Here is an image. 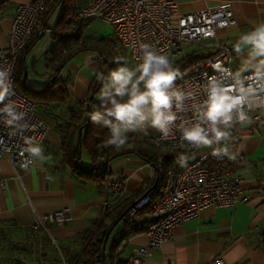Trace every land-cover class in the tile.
I'll return each instance as SVG.
<instances>
[{
    "label": "crops",
    "instance_id": "1",
    "mask_svg": "<svg viewBox=\"0 0 264 264\" xmlns=\"http://www.w3.org/2000/svg\"><path fill=\"white\" fill-rule=\"evenodd\" d=\"M24 1L28 0H4V9L0 14V47L8 44L9 25L17 5ZM83 1L81 6L89 0ZM176 1L182 11L212 8L223 1L230 3L236 22L219 29L217 34L220 38L227 37L230 40L233 68H239L244 62L247 49L244 55L238 56L232 45L241 33L251 31L255 25L264 22V0ZM53 24L49 26L47 21L48 26L42 32L43 35L50 32ZM82 33L93 38H102L106 46L116 45L117 37L113 26L102 20L92 19L85 25ZM40 43L41 38L26 57L28 80L35 89H40L45 81L43 56L48 48L44 50L43 56H34ZM209 52L210 48L200 55ZM180 55H184V52L176 57ZM102 66V56L96 50H85L76 54L59 74L67 82V101L64 104L37 106V111L42 110L41 117L48 125L41 147L44 149V156H51L50 160H35L29 169L16 173L10 162L0 157V220L32 226L37 216L68 207L69 218L61 223H49L48 234L56 244L77 240L80 246L93 226L103 218L106 210L102 205L103 199L108 197L113 208L125 199L134 197L136 192L139 194L132 198L133 201L146 192L153 167L134 155L135 152L119 154L104 165L108 172L106 180L125 178L124 188L115 197L107 194L105 181L99 185L83 182L75 178L60 161L63 127L72 110L88 97L93 78ZM261 113L264 115V109ZM242 127V133L236 140L225 141L220 146H227L229 152L235 156V159L227 156L232 163V175L241 178L243 193L249 197L233 206L205 207L197 217L183 221L174 228L170 239L152 249L145 259L147 264H209L217 256H222L228 264H264V186L258 181L259 178H264V123L253 121ZM155 132L145 122L144 128L129 132L128 137L146 138L152 142L151 137ZM125 147H131V143L127 142ZM86 154L88 160L82 163L91 165L92 160L87 152ZM117 234L125 240L124 251L129 249L128 254L133 247L142 246L148 240L145 233L134 231L129 226L120 227L115 235ZM0 264L17 263L2 259Z\"/></svg>",
    "mask_w": 264,
    "mask_h": 264
},
{
    "label": "built area",
    "instance_id": "2",
    "mask_svg": "<svg viewBox=\"0 0 264 264\" xmlns=\"http://www.w3.org/2000/svg\"><path fill=\"white\" fill-rule=\"evenodd\" d=\"M46 5L47 0L19 3L9 25L8 44L0 47V67L11 69L14 95L10 99L17 103L18 111L27 113L25 121L21 123L29 125L28 129L18 130L15 135H11V129L0 121V157L7 159L16 173L29 169L35 161L30 153L24 151L28 147L24 138H30L41 146L48 129L47 123L37 113L36 104L25 96L14 77L16 58L25 42L33 31L42 33L46 30L43 22ZM77 15L112 25L117 41L129 50L137 64L141 62V43L169 53L172 61L183 52L184 44H200L210 48L208 54L200 55L182 68L183 79L176 81L178 87L193 94V99L185 101L189 108L194 101L200 102L205 98L203 85L209 77L216 75L213 64L221 61L234 71L231 42L227 37L220 38L217 34L219 29L236 22L228 1L212 8L182 11L176 0H89L78 8ZM250 74L251 71L244 73L245 76ZM224 78L221 75V79ZM262 110L250 112L253 121L264 123ZM181 115L191 118L193 113L189 110ZM180 122L178 120L176 123ZM242 129L240 125L235 126L230 141L236 140ZM151 140L160 151H196V155L180 169L165 167L160 156L146 161L153 167L146 192L136 198L135 203L133 201L124 216L130 229L147 235L146 244L133 247L130 254L123 256L125 240L117 234L112 241L114 249L104 252L103 257L96 258L94 264H120V261L123 264H147L145 259L152 249L170 239L174 228L183 221L197 217L205 207L233 206L249 197L243 193L241 178L232 175V163L227 156L218 159L211 155V148H179V132L176 129L167 140L161 139L158 131ZM258 181L264 186V178ZM104 183L107 194L115 197L124 188L125 178L107 179ZM102 205L105 209L111 208L112 201L107 197L103 199ZM68 213V207L47 212L37 216L32 226L44 228L48 233L47 225L65 221L69 218ZM209 264L228 263L222 256H217Z\"/></svg>",
    "mask_w": 264,
    "mask_h": 264
},
{
    "label": "clouds",
    "instance_id": "3",
    "mask_svg": "<svg viewBox=\"0 0 264 264\" xmlns=\"http://www.w3.org/2000/svg\"><path fill=\"white\" fill-rule=\"evenodd\" d=\"M232 48L238 56L247 49L244 62L234 71L221 61L213 64L216 75L203 85L205 98L194 101L190 108L185 101L193 99V94L177 86L176 81L183 79L184 74L173 66L169 53L141 43V62L135 67L130 68L124 58L117 57V67L107 76L97 74L103 83L99 98L104 111L89 113L92 121L110 131L104 146L123 148L129 140L128 133L144 128L147 122L163 140L173 136L176 129L181 149L211 148V155L218 159L223 156L235 159L227 146L220 147L221 142L231 139L235 126L253 123L251 111L264 109V22L241 33ZM249 70L251 74L245 76L244 72ZM221 75L225 77L223 80ZM12 95L11 69L0 67V105H3L0 121L15 135L29 125L21 123L27 113L18 111L17 103L10 99ZM189 110L193 113L191 118L181 115ZM24 142L28 146L24 151L34 160L51 159L50 155L44 156V149L32 139L25 137ZM187 159L180 155L177 162L183 167Z\"/></svg>",
    "mask_w": 264,
    "mask_h": 264
},
{
    "label": "trees",
    "instance_id": "4",
    "mask_svg": "<svg viewBox=\"0 0 264 264\" xmlns=\"http://www.w3.org/2000/svg\"><path fill=\"white\" fill-rule=\"evenodd\" d=\"M3 3L4 0H0V14L4 9ZM81 4L80 0H47L43 21L45 27L48 26L47 19L55 8L60 7V10L53 27L50 28L51 43L43 56L45 81L40 89H35L30 85L28 71L26 76L24 71L26 57L29 51L39 42L43 33L36 30L32 32L19 51L14 66L15 82L25 96L36 104L37 110V106L41 104H64L67 101L69 96L67 82L60 78L59 74L73 56L85 50H96L102 56L103 66L93 78L88 97L79 102L77 107L72 110L69 120L63 127L60 146L61 163L68 167L75 178L98 185L106 181L108 172L104 165L107 164L108 160L126 152H135L148 161L155 160L160 156L165 167L182 168L181 165L176 164L177 159L180 155H186L190 152L160 151L146 138H130L128 142L131 143V147L129 148L124 146L121 149H116L112 146H104V142L109 138L110 131L108 128L92 121L89 113L95 110L101 113L104 111L99 98L103 83L97 79V74L103 73L107 76L108 72L115 68V61H110L109 57L113 53L116 54L115 46L121 45L116 41L115 46L110 44L106 46L107 44L104 43L102 38L83 35V28L92 19L77 15V10ZM116 56L118 57L117 54ZM199 56L200 54H195L193 51L180 55L173 59V66L181 70ZM41 112L42 110L37 111L40 116ZM147 144H152L157 149L152 157H149V153L144 147ZM83 150L89 154L92 160L91 165L81 162V152ZM190 161L191 159H187L186 164ZM138 194L139 192H136L134 197ZM134 197L127 198L113 208L106 209L103 218L93 226L80 246L77 240H67L56 244L47 231L41 227L21 226L12 221L0 220V260L10 259L17 264L29 262L36 264H94L101 252L107 230L133 203L132 198ZM124 216L122 219H124ZM123 226L128 227L125 219ZM113 249L114 244L111 245L110 250ZM120 264H123V262L120 261Z\"/></svg>",
    "mask_w": 264,
    "mask_h": 264
},
{
    "label": "rangeland",
    "instance_id": "5",
    "mask_svg": "<svg viewBox=\"0 0 264 264\" xmlns=\"http://www.w3.org/2000/svg\"><path fill=\"white\" fill-rule=\"evenodd\" d=\"M81 2H84L83 0H80ZM60 10V7L55 8V10L49 15L47 21H48V25H52L54 23V21L56 20L57 16H58V12ZM50 32H45V34L41 37V43L38 44V48L37 50H35L34 52V56L35 58L39 57L40 55L43 56V52L44 50H46V48H48L47 46L50 43ZM183 52L184 54L186 53H190V52H194L195 54H203L206 53L207 51H209L208 47L202 46L200 44H184L183 46ZM116 54L118 55V57H122L124 58V60H126L128 62V66L131 67H135L137 65L136 61H134L132 59V57L130 56L129 50L124 47V46H117L116 47ZM116 54H111L110 61L114 60L115 61V67H117V63H116ZM41 58V57H40ZM123 61H121V65H122ZM225 141L221 142V145L224 144ZM145 149H147V152L149 153V157H152L155 153V151L157 150L154 145L152 144H147L146 146L144 145ZM134 155H136L138 158H141L143 160H145L144 158H142L139 154L137 153H133ZM196 155V151L194 152H190L187 153L185 156L188 157V159H192L194 156ZM83 158H82V162H86V160H88L87 158V154L86 151H83L82 154ZM147 161V160H145ZM178 165H180L178 162L176 163ZM124 223V219H121L120 222L118 223V225L116 226V228L111 232V234L108 237V240L106 242V246H105V253H108L111 249V245H112V241H113V237L115 235V233L118 231V229H120L121 226H123ZM126 248V247H125ZM129 252V249H127L126 251H124V253L122 254L123 256L127 255Z\"/></svg>",
    "mask_w": 264,
    "mask_h": 264
},
{
    "label": "water",
    "instance_id": "6",
    "mask_svg": "<svg viewBox=\"0 0 264 264\" xmlns=\"http://www.w3.org/2000/svg\"><path fill=\"white\" fill-rule=\"evenodd\" d=\"M26 74H27V69L25 68L24 75H26ZM134 203H135V201H134ZM126 211H127V209H125V211L122 213V215H120V217H118V218L114 221L113 225H111V226L109 227V229L107 230V232H106V234H105V237H104V239H103V243H102V247H101V252H100V254H99L98 257H100V258L103 257V255H104V251H105V245H106V242H107V240H108V237H109V235H110V233H111L113 227L116 225V223H118V222L122 219V217L124 216V214L126 213ZM98 257H97V258H98Z\"/></svg>",
    "mask_w": 264,
    "mask_h": 264
}]
</instances>
